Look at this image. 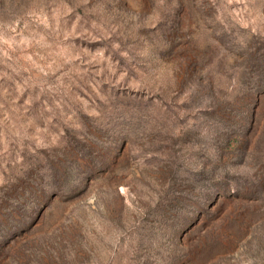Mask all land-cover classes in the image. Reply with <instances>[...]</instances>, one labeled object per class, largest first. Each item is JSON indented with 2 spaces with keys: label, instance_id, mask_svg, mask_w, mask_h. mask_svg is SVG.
I'll return each mask as SVG.
<instances>
[{
  "label": "rangeland",
  "instance_id": "1",
  "mask_svg": "<svg viewBox=\"0 0 264 264\" xmlns=\"http://www.w3.org/2000/svg\"><path fill=\"white\" fill-rule=\"evenodd\" d=\"M0 264H264V0H0Z\"/></svg>",
  "mask_w": 264,
  "mask_h": 264
}]
</instances>
